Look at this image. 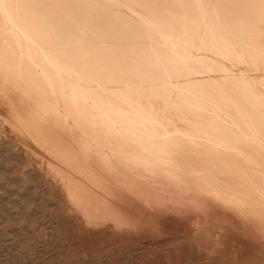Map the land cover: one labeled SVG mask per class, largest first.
I'll use <instances>...</instances> for the list:
<instances>
[{
    "label": "bare ground",
    "instance_id": "6f19581e",
    "mask_svg": "<svg viewBox=\"0 0 264 264\" xmlns=\"http://www.w3.org/2000/svg\"><path fill=\"white\" fill-rule=\"evenodd\" d=\"M0 157L30 254L264 264V0H0Z\"/></svg>",
    "mask_w": 264,
    "mask_h": 264
},
{
    "label": "rangeland",
    "instance_id": "374dc122",
    "mask_svg": "<svg viewBox=\"0 0 264 264\" xmlns=\"http://www.w3.org/2000/svg\"><path fill=\"white\" fill-rule=\"evenodd\" d=\"M10 166V165H9ZM6 161L0 157V168H6ZM20 187V186H19ZM13 187L18 190L20 201H0V264H134L132 256L120 249L107 252H91L84 257L79 252V246L72 233H66L62 229L54 228L49 235V251L43 246L37 253L30 254L24 245L28 239V231L17 230L16 226L8 224V220L17 213L23 220L35 210L41 218L47 215L42 212L40 201H28L32 190ZM23 192V193H22ZM5 197H7L5 195ZM16 207V208H15ZM32 207V208H31ZM66 236L68 240H66ZM57 243V244H56ZM102 255V256H100ZM124 259V260H123ZM138 264V263H137Z\"/></svg>",
    "mask_w": 264,
    "mask_h": 264
}]
</instances>
